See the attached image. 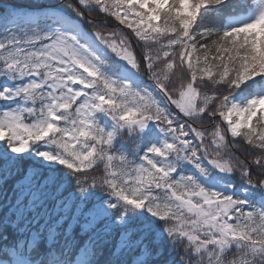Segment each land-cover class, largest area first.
<instances>
[{"label": "snow or ice", "instance_id": "1", "mask_svg": "<svg viewBox=\"0 0 264 264\" xmlns=\"http://www.w3.org/2000/svg\"><path fill=\"white\" fill-rule=\"evenodd\" d=\"M0 195V264H264V0H0Z\"/></svg>", "mask_w": 264, "mask_h": 264}, {"label": "trees", "instance_id": "2", "mask_svg": "<svg viewBox=\"0 0 264 264\" xmlns=\"http://www.w3.org/2000/svg\"><path fill=\"white\" fill-rule=\"evenodd\" d=\"M4 2L7 3V2H9V0H4ZM11 2H13V1L11 0ZM93 16L96 17L98 20H103V17L100 14H98V13H93ZM108 25H109L110 28L111 27H115V25L113 24L111 19L108 20ZM21 179L22 178H18V181L15 184H11L10 187H12V188L19 187V181ZM4 191H7V194H8V197H9V202H11L12 195H13L12 191H8L7 189H5ZM21 199H23V198L21 197ZM2 200H3V196L0 195V201H2ZM0 210H2V209H0Z\"/></svg>", "mask_w": 264, "mask_h": 264}, {"label": "rangeland", "instance_id": "3", "mask_svg": "<svg viewBox=\"0 0 264 264\" xmlns=\"http://www.w3.org/2000/svg\"><path fill=\"white\" fill-rule=\"evenodd\" d=\"M16 4L24 5V4H29L32 3L33 0H12Z\"/></svg>", "mask_w": 264, "mask_h": 264}]
</instances>
